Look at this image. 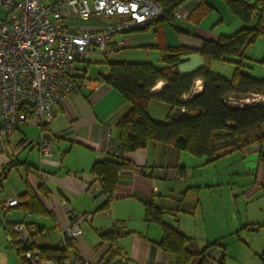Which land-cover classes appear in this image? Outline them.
I'll list each match as a JSON object with an SVG mask.
<instances>
[{
    "label": "crops",
    "instance_id": "1",
    "mask_svg": "<svg viewBox=\"0 0 264 264\" xmlns=\"http://www.w3.org/2000/svg\"><path fill=\"white\" fill-rule=\"evenodd\" d=\"M197 3L186 1L179 7L181 17H175L174 23L159 24V36L152 24L146 29L116 34L114 40L125 39L128 45L109 57L97 51L89 53L81 64L89 81L81 80L78 88L56 107L49 123L53 131L72 127L58 138L51 157L40 155L41 124L36 117L20 124L8 148L0 147V264H25L12 230V225L20 221L29 223L32 232L37 226L44 228L32 237L36 247L58 245L70 224L77 223L84 233L74 237L71 257L80 254L92 264H100L109 247L101 235L112 230L116 220H124L130 231L119 238L122 257L129 264H177V256L159 246L161 226L145 220L146 202L171 211L165 215L166 222L190 237L187 247L193 258L189 264H214L206 254L216 244L224 249L222 264H264V160L260 158L264 142L251 143L210 161L207 156H196L157 140H150L144 148L126 151L120 137L118 121L131 103L106 82L110 61H150L164 67L161 52L154 46L158 42L198 49L203 39L216 41L222 34H232L240 28L241 24L233 18L224 24L219 0H210L213 9L199 22L194 21L190 13ZM11 15L0 0V22L11 19ZM73 22L84 27L94 24L79 19ZM205 63V57L194 52L179 68L182 73H190ZM165 84V80H159L151 92L159 91ZM203 86V79L198 78L182 99L192 98ZM148 111L154 119L164 120L171 106L151 99ZM2 138L0 116V142ZM113 147L118 158L132 165L121 169L116 197L109 208L99 210L106 198L92 168L97 161L112 156ZM221 159L222 182L219 170H207ZM28 188L38 195L45 213H30L20 205ZM212 188H225L239 203H226L222 215L208 220L202 192ZM14 197L18 204L8 206Z\"/></svg>",
    "mask_w": 264,
    "mask_h": 264
},
{
    "label": "trees",
    "instance_id": "2",
    "mask_svg": "<svg viewBox=\"0 0 264 264\" xmlns=\"http://www.w3.org/2000/svg\"><path fill=\"white\" fill-rule=\"evenodd\" d=\"M155 1L163 7L162 13L152 23L140 29L155 24L156 34L159 36V24L174 23L175 11L188 0ZM222 1L245 23L234 33L222 34L216 41L203 39L202 46L198 49L185 45L169 46L160 41L154 46L161 52L162 60L166 64L164 67H158L150 61L109 62L110 72L106 82L120 91L131 103L130 109L118 121L120 137L126 151L144 148L150 140H157L196 156H207L210 161H214L251 143L264 142V102L238 105L229 100L230 97L242 98L264 92V77L243 71L240 60L246 46L260 35H264V0ZM197 2L190 17L199 22L213 9V5L210 0ZM194 52H200L206 63L190 73H182L180 63ZM233 56L238 59L235 61L236 69L232 76H225L209 65L213 59L231 61ZM198 78L203 79V89L192 98L183 100V95L192 90ZM159 80H165L166 84L159 91L151 92ZM151 99L164 101L171 106V112L166 119L157 120L150 115L148 103ZM176 107L184 108V113L179 117L172 116ZM113 149L112 156L97 161L92 168L106 198L99 210L109 208L110 202L116 197L121 169L126 164L132 165V162L118 158L114 147ZM260 158L264 160L263 152L260 153ZM20 205L30 213H45L38 195L30 188L22 195ZM168 213L172 212L153 202L145 203V220L158 223L162 229L159 246L175 254L177 264H189L193 258V253L187 247L190 237L178 227L166 222L165 215ZM27 224L31 229V225ZM43 231L41 226L35 227L34 232L31 229V242L28 246H23L16 239L20 254L27 247L35 248L32 237ZM129 233L124 220H116L112 230L102 233V241H108L109 247L100 264H111L113 259L123 255L119 238ZM61 242L56 246L38 248L44 258H56L64 264L72 259L70 253L75 247V241L74 238H68L63 247ZM23 259L25 264H32ZM127 261L126 264H129Z\"/></svg>",
    "mask_w": 264,
    "mask_h": 264
},
{
    "label": "built area",
    "instance_id": "3",
    "mask_svg": "<svg viewBox=\"0 0 264 264\" xmlns=\"http://www.w3.org/2000/svg\"><path fill=\"white\" fill-rule=\"evenodd\" d=\"M12 13L0 22V116L2 140L8 148L20 124L31 117L40 120L38 146L42 158L54 154L56 141L72 127L53 131L49 127L56 107L79 86L84 78L81 64L91 51L104 57L128 45L127 40H114L116 34L138 30L154 21L163 10L155 0H1ZM175 17L181 12L175 11ZM73 19L92 21L90 27ZM230 102L244 105L264 102V92L250 96L230 97ZM18 204L11 198L8 206ZM16 239L28 246L31 229L27 222L12 225ZM84 233L77 223H71L64 233L65 240ZM215 253L213 256L211 253ZM224 255L222 245H214L206 254L214 264ZM21 256L32 264H62L56 258H44L41 249L25 248ZM64 264H92L76 254Z\"/></svg>",
    "mask_w": 264,
    "mask_h": 264
},
{
    "label": "rangeland",
    "instance_id": "4",
    "mask_svg": "<svg viewBox=\"0 0 264 264\" xmlns=\"http://www.w3.org/2000/svg\"><path fill=\"white\" fill-rule=\"evenodd\" d=\"M256 1V0H251ZM220 4V10L222 11V15L224 16V24L230 23V20L233 18L238 22V24L242 27L245 23L241 21L239 17L234 15L228 5L224 3L223 1L219 0ZM2 22V21H1ZM237 24V25H238ZM239 29V28H237ZM90 57H95L94 54H91ZM236 59L238 57L233 56L232 60H218L213 59L210 62V67L215 70L219 71L225 76H232L235 69H236ZM242 60V70L250 73L251 75L257 76V77H264V35H260L255 41L250 42L245 50L243 57H241ZM95 64V63H94ZM92 64V65H94ZM37 135L34 136L33 139H37ZM30 149H27V152ZM36 152V151H35ZM224 166V163L221 160L217 161L215 164L211 165L207 170H219L220 172V180L222 182V168ZM230 194L225 191V188H212V190H206L202 192V199L204 202V208H205V214L208 220H210L211 216L215 215H222L223 208H225V204L228 203V205H234L237 206L239 201H235L236 199L234 197L236 196H229ZM227 210V209H226ZM245 213V212H244ZM224 222H222L223 224ZM205 224V222H204ZM23 258V257H22Z\"/></svg>",
    "mask_w": 264,
    "mask_h": 264
},
{
    "label": "water",
    "instance_id": "5",
    "mask_svg": "<svg viewBox=\"0 0 264 264\" xmlns=\"http://www.w3.org/2000/svg\"><path fill=\"white\" fill-rule=\"evenodd\" d=\"M184 113V108L182 107H176L173 111H172V116H176L179 117L181 116V114ZM111 264H126V261L124 259V257L119 256L115 259L112 260Z\"/></svg>",
    "mask_w": 264,
    "mask_h": 264
}]
</instances>
